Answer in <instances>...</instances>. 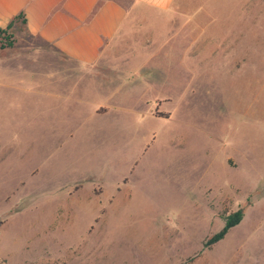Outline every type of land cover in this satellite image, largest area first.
I'll return each instance as SVG.
<instances>
[{"label": "rangeland", "instance_id": "1", "mask_svg": "<svg viewBox=\"0 0 264 264\" xmlns=\"http://www.w3.org/2000/svg\"><path fill=\"white\" fill-rule=\"evenodd\" d=\"M0 264H264V0L135 8L91 64L0 27Z\"/></svg>", "mask_w": 264, "mask_h": 264}, {"label": "crops", "instance_id": "2", "mask_svg": "<svg viewBox=\"0 0 264 264\" xmlns=\"http://www.w3.org/2000/svg\"><path fill=\"white\" fill-rule=\"evenodd\" d=\"M172 1L0 0V27L18 17L31 34L57 51L79 63L91 64L103 54L135 8H167Z\"/></svg>", "mask_w": 264, "mask_h": 264}, {"label": "trees", "instance_id": "3", "mask_svg": "<svg viewBox=\"0 0 264 264\" xmlns=\"http://www.w3.org/2000/svg\"><path fill=\"white\" fill-rule=\"evenodd\" d=\"M18 15H20V14H18ZM9 24H10V22L8 23V25ZM242 216H243V208L242 207H239L236 210H234L233 212L229 213L225 217V222L222 225V227L219 230L215 231L213 234H211L207 239L204 240L203 247H208L210 244L221 239L226 234V232L229 230L230 227L237 224L241 220Z\"/></svg>", "mask_w": 264, "mask_h": 264}]
</instances>
